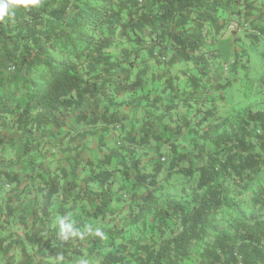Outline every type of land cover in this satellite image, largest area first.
Returning a JSON list of instances; mask_svg holds the SVG:
<instances>
[{
    "label": "trees",
    "instance_id": "trees-1",
    "mask_svg": "<svg viewBox=\"0 0 264 264\" xmlns=\"http://www.w3.org/2000/svg\"><path fill=\"white\" fill-rule=\"evenodd\" d=\"M251 10L248 0H0V149L15 147L13 159H0V179L14 183L26 168L25 190L39 204L22 235L0 237L4 264H36L26 246L38 243L58 264H185L193 251L199 264H264V107L221 116L207 98L231 83L217 41ZM180 62L187 69L148 73L150 63ZM182 107L203 114L191 132L211 150L192 141L176 152L170 136L190 121L164 120ZM47 127L65 130L72 156L38 159ZM110 129L121 142L89 146V135ZM149 140L169 148L182 175H196L183 199L163 192L158 164L141 163L135 148ZM117 172L132 190L126 213L116 205ZM254 185L249 216L217 228V213L240 212ZM16 211L5 206L0 223ZM132 226L149 233L126 239Z\"/></svg>",
    "mask_w": 264,
    "mask_h": 264
},
{
    "label": "rangeland",
    "instance_id": "rangeland-1",
    "mask_svg": "<svg viewBox=\"0 0 264 264\" xmlns=\"http://www.w3.org/2000/svg\"><path fill=\"white\" fill-rule=\"evenodd\" d=\"M248 1L251 3L252 10L245 20V24L238 27L233 25L232 27H234V29L232 27L227 28L223 36L216 43L219 53L217 61L222 70L223 77L230 80L231 83L229 89L219 92V94L210 91L207 98L210 99V97H212L213 104L215 103V108L217 109L216 112L221 116L233 115L241 112L244 107H251L254 109H261L264 107V0ZM240 22L242 23L243 21L241 20ZM252 27H255V29H252ZM185 65H187V63L180 62L172 67L164 65L158 67L150 63L148 73L154 70L157 71V69L161 71L167 69V74L170 73L172 75L181 69H187ZM183 81L180 82L181 85ZM157 85L158 83L155 82L153 86ZM204 107H206V104ZM204 107L202 109H204ZM195 113L199 115L194 116ZM135 114L139 115V112ZM202 115V113H198V110L194 108L188 110L183 107L179 110L178 114L172 111L167 115L164 121L172 128L178 127L185 119H189L188 121H190L189 127H183L179 135L170 136L171 141L175 145L176 152L179 153L184 150H191L192 141L203 144L206 151L211 150L209 142L201 140L198 138V134L193 135L191 132L192 128L196 129L198 127L196 121L198 118L202 117ZM125 123L127 125L126 128H128L130 122L125 121ZM202 126H204V124L201 125V127ZM136 127H138V124H136ZM1 131L2 128L0 127V132ZM64 132V129L56 131L53 128H46L47 143L39 153L38 159L47 162L52 155L56 157L60 155L72 156L75 153L74 149L66 150V148H64L70 146L68 137L66 135L63 136ZM117 133H119L117 129H110L108 133L105 134L101 132L91 134L87 137L88 140H91L89 146H93L100 141H105L106 145H112L115 141L121 142ZM99 137L101 140H98ZM135 150L141 163L146 165L147 171H150L153 163L158 164L162 168L158 178L163 185L164 193H168L177 200H180L184 198L186 191L195 184L196 175L191 178L182 175L181 169L184 165H176L175 162L171 160L172 154L165 144L149 140L148 144L135 148ZM14 155L15 147L13 143L11 145L6 144L0 149V159H4L5 163L13 159ZM1 162L0 160V163ZM2 166L5 167V165H0V168ZM26 171V168H21L19 170L18 179L14 183H7L4 179H0V211L7 205H16L17 208L15 214L6 215L8 218H5V222L0 223V237H4L7 240L16 237V235L23 234L31 220V208L34 205L39 206L38 201L33 200L34 194L31 193L28 195L30 190H25V185L27 183L25 178ZM115 177L116 182L114 187L117 195L120 197L116 205L122 207L121 213H126L133 202V199L130 198L132 192L130 183L123 180L119 172L115 174ZM260 183L262 187H264V169ZM257 188L258 185H254L249 192L242 195L240 212H235L231 208L224 206L216 215L217 228L229 230L231 225L242 222L244 218H247L252 210L253 193ZM135 191L140 193L142 189L138 188ZM54 202H56V200H54L53 203ZM169 223H171V221H169ZM94 224L96 227L94 230H96L99 223ZM148 233V228L142 229L141 227L132 226L128 229L125 236L127 239L129 237H138L142 235L147 236ZM215 233V230L209 229L206 239L210 240ZM117 242H119V240H117ZM26 249L34 257L36 264H58V262L48 257L47 251L41 243H38L36 246H26ZM107 250H110V248L108 249V247L105 246L101 247V251L105 252ZM10 254H12L15 263L20 261L18 248L11 247L7 255ZM7 257L8 256L0 253V264H4ZM200 261L201 256L197 251H193L189 258L186 259L185 264H199ZM93 263L97 264V260L93 261Z\"/></svg>",
    "mask_w": 264,
    "mask_h": 264
},
{
    "label": "crops",
    "instance_id": "crops-1",
    "mask_svg": "<svg viewBox=\"0 0 264 264\" xmlns=\"http://www.w3.org/2000/svg\"><path fill=\"white\" fill-rule=\"evenodd\" d=\"M186 67H188L187 65H185Z\"/></svg>",
    "mask_w": 264,
    "mask_h": 264
},
{
    "label": "built area",
    "instance_id": "built-area-1",
    "mask_svg": "<svg viewBox=\"0 0 264 264\" xmlns=\"http://www.w3.org/2000/svg\"><path fill=\"white\" fill-rule=\"evenodd\" d=\"M163 159V158H162Z\"/></svg>",
    "mask_w": 264,
    "mask_h": 264
}]
</instances>
